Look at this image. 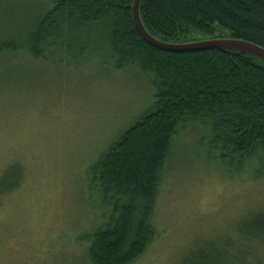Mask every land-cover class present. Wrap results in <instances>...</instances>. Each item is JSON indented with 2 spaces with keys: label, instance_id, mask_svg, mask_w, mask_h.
Instances as JSON below:
<instances>
[{
  "label": "rangeland",
  "instance_id": "obj_1",
  "mask_svg": "<svg viewBox=\"0 0 264 264\" xmlns=\"http://www.w3.org/2000/svg\"><path fill=\"white\" fill-rule=\"evenodd\" d=\"M44 1L0 0V41L21 44ZM64 38L41 59L0 55V180L5 191L17 184L0 199V264H89L87 238L108 213L89 170L156 111L149 79L137 68L116 69L99 31ZM81 40L87 49L74 57ZM207 136L199 125L180 131L159 190L155 238L131 264L208 263L264 215L263 167H225L209 156Z\"/></svg>",
  "mask_w": 264,
  "mask_h": 264
},
{
  "label": "trees",
  "instance_id": "obj_2",
  "mask_svg": "<svg viewBox=\"0 0 264 264\" xmlns=\"http://www.w3.org/2000/svg\"><path fill=\"white\" fill-rule=\"evenodd\" d=\"M133 3L46 0L40 13L30 16L21 44L11 40L13 35L0 41V55L22 52L41 59L47 50L62 48L65 36L99 31L115 68H137L155 90L156 111L125 132L89 170L91 186L108 211L87 238L89 264H131L149 247L166 166L180 131L190 125L206 130L213 160L238 173L249 166L264 170V62L224 49L160 50L137 31ZM140 17L146 32L164 44L236 39L264 49V0H143ZM82 40L72 56L85 53ZM66 42L71 51L72 41ZM6 191L3 177L0 199ZM223 247L202 264H264V215L253 220L241 241Z\"/></svg>",
  "mask_w": 264,
  "mask_h": 264
},
{
  "label": "water",
  "instance_id": "obj_3",
  "mask_svg": "<svg viewBox=\"0 0 264 264\" xmlns=\"http://www.w3.org/2000/svg\"><path fill=\"white\" fill-rule=\"evenodd\" d=\"M143 0H134L132 7V17L135 24V27L142 38L150 45L166 51L173 53H185V52H196L202 50H212V49H224L228 51H233L241 54H247L258 60L264 62V49L242 40L236 39H223V40H208L203 42H197L193 44L186 45H169L164 44L152 36H150L141 21L140 17V6Z\"/></svg>",
  "mask_w": 264,
  "mask_h": 264
}]
</instances>
